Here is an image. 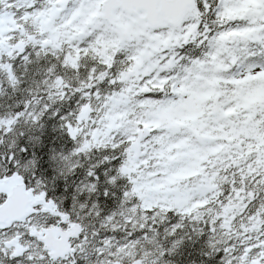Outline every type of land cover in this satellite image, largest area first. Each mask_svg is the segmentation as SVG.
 <instances>
[{
    "label": "snow or ice",
    "instance_id": "6c2138e0",
    "mask_svg": "<svg viewBox=\"0 0 264 264\" xmlns=\"http://www.w3.org/2000/svg\"><path fill=\"white\" fill-rule=\"evenodd\" d=\"M0 264H264V0H0Z\"/></svg>",
    "mask_w": 264,
    "mask_h": 264
}]
</instances>
